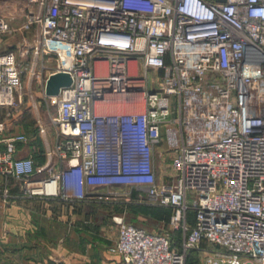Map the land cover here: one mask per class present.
<instances>
[{"label":"built area","instance_id":"2783aa9c","mask_svg":"<svg viewBox=\"0 0 264 264\" xmlns=\"http://www.w3.org/2000/svg\"><path fill=\"white\" fill-rule=\"evenodd\" d=\"M35 1L18 27L0 14V45L2 34L34 28L20 52L56 56L38 71L44 98L57 102L55 139L37 164L16 152L27 132L0 119L3 201L85 200L133 186L140 199L145 191L171 206L184 237L177 248L117 213L109 249L127 264H186L191 248L205 264H264V0ZM59 70L72 81L48 95L45 82ZM23 72L17 52L0 46V108L22 102ZM113 97L140 109L100 113ZM164 141L167 179L154 159Z\"/></svg>","mask_w":264,"mask_h":264},{"label":"crops","instance_id":"0c3cea01","mask_svg":"<svg viewBox=\"0 0 264 264\" xmlns=\"http://www.w3.org/2000/svg\"><path fill=\"white\" fill-rule=\"evenodd\" d=\"M35 4H38L35 0H0V8L12 7L15 15L21 14L25 8L34 9ZM0 14L6 15L14 25L20 24L23 19L4 11ZM22 34L32 37L34 28L25 32L18 29L16 33L2 34L1 49L15 50L21 60L30 55V62L33 63L39 60L41 64L42 58L49 65L55 63L56 56L52 54H43L37 60H34L32 52L22 54ZM40 81L43 85V81ZM36 117V129L39 122L46 128L48 120L52 122V115L49 114H38ZM21 126L24 127L23 124ZM48 134L52 142L55 139L54 128ZM163 144L158 146L155 157L162 154V149H165L161 148ZM44 150L45 146L42 151H38L21 142L17 144L16 152L18 155H31L38 164L45 160ZM165 164H170V160ZM5 206L4 201L0 200V264H127L120 253L104 248L118 239V224L108 216V207L97 205L96 213L91 207L86 214L73 212L70 221H66V214L70 211L60 206L40 207L39 211L32 206L20 207L14 203L8 205L7 209ZM205 245L210 246L208 243ZM201 264H205L204 254Z\"/></svg>","mask_w":264,"mask_h":264},{"label":"rangeland","instance_id":"374dc122","mask_svg":"<svg viewBox=\"0 0 264 264\" xmlns=\"http://www.w3.org/2000/svg\"><path fill=\"white\" fill-rule=\"evenodd\" d=\"M38 4L34 5V9L37 10ZM4 11L9 15H15V10L12 7H2L0 8V12ZM29 9L23 10L21 14L15 15V17L23 18L21 23L26 20L27 13ZM20 23V24H21ZM14 25V26H19ZM18 32L15 31L13 33ZM30 55H26L22 60V65L24 67L23 72V91H22V102L20 105L12 106V107H5L0 108V119H7L12 124L14 129H23L28 134V139L23 142L24 145L27 147L32 148V150L42 151L46 142L51 141L50 134L43 133L39 129V125L37 124L38 129L35 128V121L37 119V115L41 114L42 116L44 113L48 116L55 113L57 109V102L47 98H44V85H42L40 79L42 78L43 74L45 73L44 68H42V64H40L39 60L36 62H30L31 60ZM47 68V67H46ZM38 71H43L42 75H39ZM138 110L140 106H134L130 103L123 102L121 99L113 97L112 100L105 102L98 107V111L100 113H119L123 111ZM30 118V119H27ZM49 124H47V132L54 128V123L51 120H48ZM27 123V126H26ZM29 123V124H28ZM20 124V126L18 125ZM24 125V127L21 126ZM108 129H110V125H104ZM167 143L162 145L161 148H165ZM164 150V151H163ZM157 163V173L159 174V178L167 179L171 176L172 170L168 160L170 158V152L168 150L162 149V154L156 155L155 157ZM6 179L3 176H0V193L1 190L6 183ZM9 185L11 186L13 191H18L21 184L17 179L8 178ZM139 190L133 186H116L112 188H100V192L97 195L103 194L100 198L92 197L91 199L77 200V199H70V200H63L60 198H46V197H33L28 199H15L8 201V203L4 202L6 205L5 208H8V205L14 203L20 207H35L34 209H38L40 207H55L60 206L63 207L64 210L70 211L66 215V221H70L71 215L74 212H78L81 214H86L88 208H92L91 210L96 213L97 212V205H103L104 207H108L107 210L108 216L112 219L113 215L120 213L124 215L125 220L130 222H135L138 225L145 227L146 229L160 231L167 233L170 236L172 242H174L175 247L180 248L182 245L183 240V231L177 230L171 224L170 215L172 213V207L169 205H160L157 203L150 202L145 200L147 198V194L143 191V199L138 197ZM191 195V194H190ZM190 199L192 197L190 196ZM0 200L3 201L2 195H0ZM170 208V209H169ZM171 210V211H170ZM111 245V244H110ZM107 245L104 248L109 249ZM110 250V249H109ZM188 255L189 250L187 253L186 264H188ZM199 260L203 257V252L200 250L198 253ZM201 264V263H200Z\"/></svg>","mask_w":264,"mask_h":264},{"label":"water","instance_id":"95a60500","mask_svg":"<svg viewBox=\"0 0 264 264\" xmlns=\"http://www.w3.org/2000/svg\"><path fill=\"white\" fill-rule=\"evenodd\" d=\"M72 81V75L69 71H53L45 82V89L48 95L58 94L60 88Z\"/></svg>","mask_w":264,"mask_h":264},{"label":"trees","instance_id":"16d2710c","mask_svg":"<svg viewBox=\"0 0 264 264\" xmlns=\"http://www.w3.org/2000/svg\"><path fill=\"white\" fill-rule=\"evenodd\" d=\"M193 216H194V213L192 211H190L189 212V219L191 222H194ZM177 230H182V229L179 228ZM204 244H206V241L204 242ZM173 245L175 246L174 242H173ZM188 250H189V255H188V260H187L188 264H200L201 262H200L199 257H198V253L200 250L198 248H191Z\"/></svg>","mask_w":264,"mask_h":264}]
</instances>
